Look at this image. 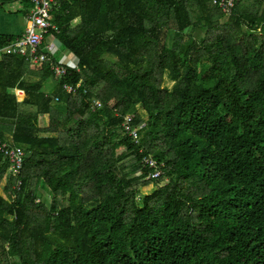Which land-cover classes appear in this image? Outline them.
Returning <instances> with one entry per match:
<instances>
[{
    "label": "trees",
    "instance_id": "1",
    "mask_svg": "<svg viewBox=\"0 0 264 264\" xmlns=\"http://www.w3.org/2000/svg\"><path fill=\"white\" fill-rule=\"evenodd\" d=\"M53 23L45 45L80 71L0 58V135L26 152L18 178L0 153V264H264V0L228 17L213 0H66Z\"/></svg>",
    "mask_w": 264,
    "mask_h": 264
},
{
    "label": "built area",
    "instance_id": "2",
    "mask_svg": "<svg viewBox=\"0 0 264 264\" xmlns=\"http://www.w3.org/2000/svg\"><path fill=\"white\" fill-rule=\"evenodd\" d=\"M65 1L66 0H32V7L28 16L29 26L22 35L15 37L9 44L3 45L0 43V58L2 55L21 56L26 58L31 64L38 65L48 62L50 57L53 56L57 61L52 62L51 68L55 77L58 79L66 76L70 69H77L80 71V60L76 56H63L60 58V55L57 53L58 41L51 40L49 44L45 45L47 36L51 33L59 32V27L53 23V11L58 9ZM241 1L242 0H213V3L228 17L234 13ZM68 54L71 55L69 52ZM83 85V81H80L77 86L66 83L63 85V88L69 93L75 94L79 93ZM85 92L87 93V90ZM17 94L19 95L18 91ZM56 100H58L57 97ZM102 106V101L95 100L93 103V110H98V108ZM135 119L134 115H128L125 117L122 127L125 133L138 144L141 128H136L132 125ZM0 153L10 162L9 175L16 178L22 176L26 159L25 150L20 146L6 141L0 135ZM143 163L149 168L147 180L157 179L161 176V170L153 157H145ZM22 184L23 182L20 180L15 188L21 190Z\"/></svg>",
    "mask_w": 264,
    "mask_h": 264
},
{
    "label": "crops",
    "instance_id": "3",
    "mask_svg": "<svg viewBox=\"0 0 264 264\" xmlns=\"http://www.w3.org/2000/svg\"><path fill=\"white\" fill-rule=\"evenodd\" d=\"M25 1V0H24ZM23 0H0V37H10L15 38L22 35L27 27L29 26L28 16L31 7L27 6ZM51 41L47 42L48 44ZM58 50L57 53L60 58L63 56H71L68 52L62 51V45L57 43ZM53 86V85H51ZM48 91V90H47ZM19 95L27 97V94L22 91H18ZM139 114L142 117H146V112L141 108ZM44 125L47 127L49 125V116L43 117Z\"/></svg>",
    "mask_w": 264,
    "mask_h": 264
},
{
    "label": "rangeland",
    "instance_id": "4",
    "mask_svg": "<svg viewBox=\"0 0 264 264\" xmlns=\"http://www.w3.org/2000/svg\"><path fill=\"white\" fill-rule=\"evenodd\" d=\"M190 34L194 35L195 32L192 31V30H188L187 35L189 36ZM58 43H59V42H58ZM174 84H175V81L173 80L172 76H170L169 74H166V75H165V78H164L163 86H164L165 88L171 90ZM51 85H53V86H51ZM55 85H56V82L54 81V78H52V79H50V80H46L45 83H44V89H45L46 91L48 90V91L52 92V90L55 88ZM17 95H18V94H17ZM18 97H19V100H21V101H23V100L26 98V97L23 96V95H18ZM138 108H139V110L141 111V108H142V107H141V106H138ZM139 110H138V113H139ZM43 117H44V116H43ZM43 117L41 118V125H42L43 127H45ZM8 182H9L8 179L5 178L4 181H3V183H2V186H1V193H2L3 195H5L4 190H5V188L7 187Z\"/></svg>",
    "mask_w": 264,
    "mask_h": 264
}]
</instances>
